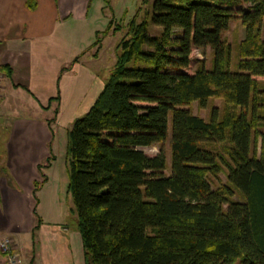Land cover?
Returning <instances> with one entry per match:
<instances>
[{"label": "trees", "instance_id": "1", "mask_svg": "<svg viewBox=\"0 0 264 264\" xmlns=\"http://www.w3.org/2000/svg\"><path fill=\"white\" fill-rule=\"evenodd\" d=\"M145 12L147 20L127 19L105 80L66 129L83 264H264V114L257 111L264 0H150ZM231 19L243 28L235 69L222 36ZM110 22L94 31L91 46L121 28ZM203 46L209 65L199 59L190 68L192 47ZM210 96L224 100L219 112L212 106L205 119L190 110ZM168 111L164 172L162 149L146 154L139 146L165 138ZM215 141L227 142L220 153L203 144ZM219 170L225 181L211 187L206 174Z\"/></svg>", "mask_w": 264, "mask_h": 264}, {"label": "crops", "instance_id": "2", "mask_svg": "<svg viewBox=\"0 0 264 264\" xmlns=\"http://www.w3.org/2000/svg\"><path fill=\"white\" fill-rule=\"evenodd\" d=\"M78 2L0 0V236L15 237L19 264H83L78 231L66 224L41 223L34 228L32 212L33 181L42 178L37 164L44 166L41 173L47 178L52 161L43 162L51 153L52 127L59 123L58 114L68 98L75 95V88L68 95L59 79L74 65L98 56L90 42L78 45L75 29L68 26L71 14L86 16L71 12L79 9ZM85 75L87 80L94 78L90 68ZM77 97L75 105L82 101Z\"/></svg>", "mask_w": 264, "mask_h": 264}, {"label": "rangeland", "instance_id": "3", "mask_svg": "<svg viewBox=\"0 0 264 264\" xmlns=\"http://www.w3.org/2000/svg\"><path fill=\"white\" fill-rule=\"evenodd\" d=\"M150 0H109L111 9L107 8L108 4L103 5V0H79V9L71 10V12H86V16L83 18L81 16H75L71 14L68 19V26L71 30L75 29L76 34L75 38L79 44L91 43L93 41L94 34L93 30H102L108 18H110V23L113 26H119L121 28L115 29L111 32L110 29L106 32L105 36L100 41V47L98 49L97 59L92 60L89 63L82 62L80 65H74L72 71L67 70L64 72L60 80V84L65 87L68 95L71 94L72 87L75 88V95L69 101V98L66 102L65 107L59 112L58 119L59 123L53 125V140L48 144V147L51 149L50 169H46L47 178L42 176V180L38 183L34 191V204H33V215L36 218V223L41 224H55L56 227H60V224H66L69 229H74L77 231L76 227V218L75 212L71 200L70 193L67 189V154L65 152V140H66V129L70 126L71 121L74 117L82 115L87 106L91 102V99L94 97L98 91L100 85L105 80L110 67L113 64L115 54L118 51L116 47L117 41L124 33L126 28V21L131 16L134 19L139 20L146 15V20L148 19V13L146 14L145 10L149 4ZM242 6H247L246 2L241 3ZM157 27L153 26L150 23L148 24V31L153 32L151 28ZM260 33L264 36V17L261 22ZM243 30L242 25L238 19H231L230 23L226 30L222 32L223 38L226 42H229L231 45L230 50V69H235V48L237 46L238 40L242 37ZM94 45V50L97 49ZM92 48V49H93ZM91 49V50H92ZM210 49L209 46L203 47H192L190 51V63L189 67L193 68L197 64V60L201 59L205 66L209 65L210 59ZM91 56V55H90ZM69 67V65H68ZM90 68L93 71V77L87 80L85 75V69ZM259 84H264V77L260 78ZM63 86H60L59 92L63 95ZM78 93L76 92L80 89ZM259 95L258 102H263L261 105L257 106L258 113L264 114V88L263 92L257 93ZM77 96L82 99L81 103L75 105L73 100H78ZM224 105V100L218 96H210L206 99L204 106H199L197 101H191L189 103V108L193 113L200 115L203 118H207L210 108L215 106L217 112H219ZM251 106V101H249ZM170 111L167 112V134L162 141L154 142L148 145L139 146L146 154H154L157 152L158 148H161L165 155V168L164 172L169 171V139H170V124H169ZM259 128L264 129V125L259 124ZM256 137L255 141L252 144L255 147V152L259 151V141ZM205 146L210 147L217 152H221L226 147V141H215V142H205ZM45 163V161L43 162ZM44 166H40V171ZM207 178L210 181L211 187H215L217 184L225 181V176L223 170H219L215 176L210 173L206 174ZM233 198H240V195L236 192L232 195ZM59 223V224H58ZM22 238H26V234L23 233ZM13 237V236H12ZM15 239V237H13ZM16 241V239H15ZM17 246V243H16ZM18 248V247H16ZM19 257L21 254L19 250L16 249ZM19 264V263H18Z\"/></svg>", "mask_w": 264, "mask_h": 264}, {"label": "built area", "instance_id": "4", "mask_svg": "<svg viewBox=\"0 0 264 264\" xmlns=\"http://www.w3.org/2000/svg\"><path fill=\"white\" fill-rule=\"evenodd\" d=\"M3 72L0 70V97L2 94ZM20 257L15 247L14 238L9 234L0 236V264H18Z\"/></svg>", "mask_w": 264, "mask_h": 264}]
</instances>
